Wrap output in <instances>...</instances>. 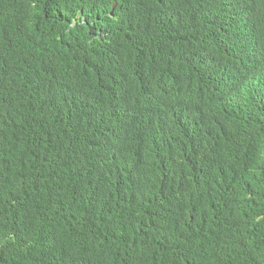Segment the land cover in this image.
Instances as JSON below:
<instances>
[{
    "label": "trees",
    "instance_id": "16d2710c",
    "mask_svg": "<svg viewBox=\"0 0 264 264\" xmlns=\"http://www.w3.org/2000/svg\"><path fill=\"white\" fill-rule=\"evenodd\" d=\"M160 2L158 8L144 0H0V137L3 139L0 146H5L0 151V184L7 185L17 174L21 178L30 174V182L42 188L34 206L27 197H15L7 190L0 192V264H36L33 251L39 237L44 241L48 239L45 230L37 227L41 217L43 227L47 224L44 227L46 231L62 232L59 250L48 249L58 259V264L63 263L60 257L75 261L72 264H114L123 257L124 248H128L136 258L142 248L145 256L162 251L157 256L159 261L189 264L197 253L181 249L179 241L184 229L182 222L190 213L194 214L193 229L220 221L215 234H210L203 245L208 253L214 252L216 260L228 258L233 264H264V116L253 111L255 117L261 118L263 133L260 147L252 143L244 145V136L237 131L242 126L231 125L228 129L221 119L223 115L229 116L232 109L240 110L237 106L239 100L258 105L264 99V0H256L257 9L253 10L260 13L262 27L256 58L247 69L245 80L238 85L222 87L214 95L208 90L207 80L192 74L199 63L209 62L215 70L218 64L229 65L233 60L231 52L222 55L215 48L208 47L212 44L213 35L204 29V21L212 0H194L192 3L181 0L178 16L164 11L171 0ZM115 3L124 8L122 23L127 29L121 31V40L125 44L115 51L113 62L119 65L126 59L130 63L142 60L147 64L148 53L157 41L150 39L141 23L161 34L157 16L175 19L176 32L187 39L189 49L194 53L192 67L187 72L191 82L190 88L185 89L188 104L196 117H202L208 123L209 118L216 125L214 131L211 129L212 157L217 156L223 168L231 162V150L240 155L239 162L234 165L236 174L230 187L215 191L213 202L209 203L194 192L183 203L182 217L175 220L174 228L162 240H153L154 234L147 235L146 227L139 222L134 225L141 233L135 227L122 232L117 224L107 222L109 213L94 208L86 193L80 194V186H58L74 177L65 162H70L69 150L55 141L57 136L76 148L80 160L86 162L83 167L98 160L96 156L90 159L88 156L96 153L98 143L103 140L112 143L116 152L126 151L131 160L130 147L124 142L119 124L89 116L80 104V100L96 87L100 91L128 89L100 82V70L92 67L77 74L66 68L57 81H51L49 86L40 90L28 91L22 87L23 73H38L47 80L61 60L83 55L76 48L85 45L93 30L90 22L97 14L85 24L71 27L73 8L83 7L85 15H88L90 10L94 12ZM138 23L140 25L137 26ZM151 37L156 39L153 33ZM98 44L97 40L91 42L93 46ZM185 46L180 41L175 43L179 52H184ZM235 63L232 61L233 65ZM216 141L220 143L217 148ZM29 144L41 150L34 152ZM56 154L60 156L58 160ZM100 162V175L105 176L104 163ZM44 163L51 165L45 169L37 168ZM133 164L149 166L150 162ZM44 194L55 199L59 220L54 212L47 219L43 216L51 210ZM128 202L126 197L116 209H124ZM14 206L18 208L17 213L12 212ZM206 212H210V216ZM14 217L15 225L9 224L7 218ZM54 224L57 228L49 230V226ZM8 233L14 234L13 243ZM78 235L77 254L65 253V242L76 241ZM42 264L56 263L47 253Z\"/></svg>",
    "mask_w": 264,
    "mask_h": 264
},
{
    "label": "clouds",
    "instance_id": "9594fccd",
    "mask_svg": "<svg viewBox=\"0 0 264 264\" xmlns=\"http://www.w3.org/2000/svg\"><path fill=\"white\" fill-rule=\"evenodd\" d=\"M184 1L192 3L194 0ZM144 2L154 3L158 8L161 5L160 0ZM121 7V4L115 3L94 12L90 10L88 15H85L83 7L73 8L71 27L85 24L97 14L90 22L93 30L85 45L76 48L83 55L61 60L54 74L47 80L38 73H23L22 87L28 91L40 90L49 86L51 81H57L66 68L77 74L92 67L100 70V82L128 89L100 91L96 87L90 95L80 100V104L89 116L119 124L124 142L130 147L131 160L126 151L116 152L112 143L103 140L98 143L96 153L88 156V159L96 156L98 160L83 167L86 162L80 160L76 148L57 136L55 141L69 150L70 162L64 160L74 177L58 186H80V194L86 193L92 199L94 208L109 213L107 222L117 224L122 232L135 227L141 233L134 225L139 222L146 227L147 235L154 234L153 240H162L174 228L175 220L182 217L183 203L194 192H198V198L209 203L213 202L215 191L230 187L236 174L234 165L239 162L240 155L226 147L231 150L232 158L223 168L217 156L212 157V130L216 125L209 118L208 123L204 118L196 117L188 104L185 89L191 86L187 72L192 67L194 53L189 49L187 39L176 32L175 19L157 16V27L161 34L141 23L150 39L157 41V45L148 54L147 64L142 60L130 63L126 59L119 65L113 62L115 51L125 44L121 40V31L127 28L122 23L124 8ZM180 9L181 0H171L170 6L164 11L174 12L178 16ZM256 9V0H212L204 21V29L213 35L212 44L208 47L215 48L222 55L231 52L233 60L229 65L218 64L215 70L209 62L199 63L192 74L207 80L208 90L213 95L222 87L238 85L245 80L247 69L256 58L259 30L262 27L260 13L253 11ZM246 10L250 12L245 13ZM152 33L156 39L151 37ZM92 40H97L99 44L91 45ZM177 41L186 45L184 52L176 50ZM232 61L236 63L233 65ZM237 106L240 110L232 109L229 116H221L224 127L230 129L231 125L242 126L237 131L244 136V145L252 143L260 147L263 133L259 121L261 118L255 117L253 111L261 112L264 116V99L258 105L239 100ZM199 126L206 129L201 130ZM2 141L0 137V143ZM29 145L34 152L41 150L34 144ZM219 146L220 143L217 144L216 141L215 147ZM4 147L0 146V151ZM56 156L58 160L60 156ZM100 161L104 163L107 172L105 176L100 175ZM147 161L150 162L149 166L133 164ZM50 165L51 163H44L37 168L45 169ZM30 181V174L22 178L17 174L7 185L0 184V192L7 190L15 197H27L34 206L42 188ZM129 189L131 192L127 193ZM44 197L50 202L51 210L43 216L47 219L54 212L59 220L55 199L46 197L45 194ZM126 197L129 202L124 209L117 210L116 206L122 204ZM14 208L12 212L17 213V206ZM206 213L210 216V212ZM1 218L0 216V220ZM193 218V213L184 218V229L179 241L181 249L187 248L197 253L189 264H233L228 258L216 260L214 252L208 253L203 248L209 235L215 234L220 221L202 224L193 229ZM7 219L9 224L15 225L16 217ZM46 226L47 224L44 225ZM37 227L45 230L48 239L44 241L39 237L33 251L35 263L42 264L49 253L58 264V259L48 249L52 247L59 250V242L63 241L62 232L46 231L42 217L37 222ZM49 227V230L54 231L57 224ZM1 228L0 226V230ZM14 237V234L8 233L12 243ZM79 238L78 235L76 241L65 242V253L77 254ZM161 252L145 256L141 248L140 255L136 258L128 248H124L123 257L118 258L114 264H170L157 259ZM60 259L62 264L75 262L67 257Z\"/></svg>",
    "mask_w": 264,
    "mask_h": 264
},
{
    "label": "bare ground",
    "instance_id": "6f19581e",
    "mask_svg": "<svg viewBox=\"0 0 264 264\" xmlns=\"http://www.w3.org/2000/svg\"><path fill=\"white\" fill-rule=\"evenodd\" d=\"M82 25H83V24H82ZM84 27H85V26H84ZM75 30H77V29H75ZM77 32H78V31H77ZM83 32H84V31H83ZM72 34H74V32H73ZM79 34H80V33H79ZM84 34H85V32H84ZM74 36H75V35H74ZM82 36H84V35H82ZM85 36H87V35H85ZM85 38H86V37H85ZM74 39H75V38H74ZM76 39H77V38H76ZM142 47H143V46H142ZM141 49H143V48H141ZM145 50H146V49H144V52L147 51V50H146V51H145ZM138 52H139V51H138ZM148 52H149V51H148ZM140 53H142V52H140ZM146 53H147V52H146ZM137 54H138V53H137ZM143 54H144V53H143ZM148 54H149V53H148ZM140 55H141V54H140ZM140 55H139V56H140ZM142 57H143V55H142ZM144 57H145V56H144ZM146 57H147V56H146ZM252 72H253V71H252ZM250 74H251V73H250ZM255 89H256V88H255ZM255 89H254V91H255ZM261 91H263V90H261ZM261 91H260V92H261ZM192 92H193V91H192ZM254 93H255V92H254ZM187 94H188V93H187ZM250 98H251V97H250ZM251 100H252V99H251ZM198 128L201 129V130H205V129H206V128L203 127V126H199ZM113 155H114V154H113ZM113 155L110 157L111 160H112Z\"/></svg>",
    "mask_w": 264,
    "mask_h": 264
}]
</instances>
